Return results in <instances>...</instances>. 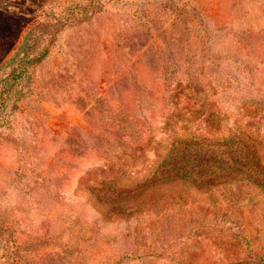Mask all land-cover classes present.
Here are the masks:
<instances>
[{
    "label": "rangeland",
    "instance_id": "rangeland-1",
    "mask_svg": "<svg viewBox=\"0 0 264 264\" xmlns=\"http://www.w3.org/2000/svg\"><path fill=\"white\" fill-rule=\"evenodd\" d=\"M89 1L0 0V79ZM101 1L0 120V264H264V0Z\"/></svg>",
    "mask_w": 264,
    "mask_h": 264
},
{
    "label": "trees",
    "instance_id": "trees-1",
    "mask_svg": "<svg viewBox=\"0 0 264 264\" xmlns=\"http://www.w3.org/2000/svg\"><path fill=\"white\" fill-rule=\"evenodd\" d=\"M101 2V0H90L89 5L70 6L66 9L65 14H51L47 22L37 23L35 27L28 30L9 60L11 67L8 76L0 79V120L10 105L16 109L17 103L23 100V88L29 83L30 69L48 56L49 46L55 42L56 36L67 25L87 18L89 8L97 9ZM44 39H47L48 43L38 50L41 43H44Z\"/></svg>",
    "mask_w": 264,
    "mask_h": 264
}]
</instances>
